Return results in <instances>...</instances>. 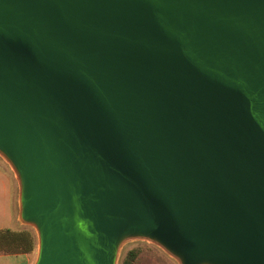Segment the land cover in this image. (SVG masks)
<instances>
[{"label":"water","instance_id":"1","mask_svg":"<svg viewBox=\"0 0 264 264\" xmlns=\"http://www.w3.org/2000/svg\"><path fill=\"white\" fill-rule=\"evenodd\" d=\"M0 154L35 264H264V0H0Z\"/></svg>","mask_w":264,"mask_h":264},{"label":"crops","instance_id":"2","mask_svg":"<svg viewBox=\"0 0 264 264\" xmlns=\"http://www.w3.org/2000/svg\"><path fill=\"white\" fill-rule=\"evenodd\" d=\"M34 226L21 219L20 182L0 154V264H35L39 237Z\"/></svg>","mask_w":264,"mask_h":264},{"label":"rangeland","instance_id":"3","mask_svg":"<svg viewBox=\"0 0 264 264\" xmlns=\"http://www.w3.org/2000/svg\"><path fill=\"white\" fill-rule=\"evenodd\" d=\"M130 250H137L138 252L133 264H181L179 258L155 241L139 237L128 238L119 245L116 264H122Z\"/></svg>","mask_w":264,"mask_h":264},{"label":"trees","instance_id":"4","mask_svg":"<svg viewBox=\"0 0 264 264\" xmlns=\"http://www.w3.org/2000/svg\"><path fill=\"white\" fill-rule=\"evenodd\" d=\"M138 256L137 250H130L125 258L123 259L122 264H133Z\"/></svg>","mask_w":264,"mask_h":264},{"label":"bare ground","instance_id":"5","mask_svg":"<svg viewBox=\"0 0 264 264\" xmlns=\"http://www.w3.org/2000/svg\"><path fill=\"white\" fill-rule=\"evenodd\" d=\"M39 247H40V242H39Z\"/></svg>","mask_w":264,"mask_h":264}]
</instances>
